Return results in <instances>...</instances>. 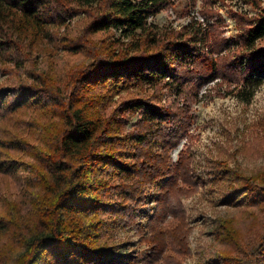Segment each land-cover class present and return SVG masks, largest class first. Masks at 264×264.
<instances>
[{
  "label": "trees",
  "instance_id": "16d2710c",
  "mask_svg": "<svg viewBox=\"0 0 264 264\" xmlns=\"http://www.w3.org/2000/svg\"><path fill=\"white\" fill-rule=\"evenodd\" d=\"M175 2L0 0V75L14 77L0 84V174L16 185L0 196V264H182L189 254L182 200L198 188L187 151L174 164L170 154L192 138L191 107L204 86L249 83L264 71V46H257L264 0H246L255 15L233 13L234 50L211 0L203 13L213 25L193 21L176 31L149 23ZM60 52L83 61L62 68L54 59ZM120 85L152 93L125 98L111 112L107 102ZM165 178L155 214L146 215L143 189ZM237 183L227 203L264 214V175L237 176ZM137 212L147 219L148 260L123 254L111 236L119 226L144 232ZM237 227L216 222L223 248L209 264H264V224L245 235Z\"/></svg>",
  "mask_w": 264,
  "mask_h": 264
},
{
  "label": "rangeland",
  "instance_id": "374dc122",
  "mask_svg": "<svg viewBox=\"0 0 264 264\" xmlns=\"http://www.w3.org/2000/svg\"><path fill=\"white\" fill-rule=\"evenodd\" d=\"M211 3L213 9L219 12V20L224 26L223 36L235 44L231 49H236L239 46L236 36L238 27L232 18L233 13L255 15V11L246 4V0H211ZM203 11L204 0H176L173 7L150 18L149 23L160 30L174 28L176 31L193 21L204 26L208 23L213 25L216 19L205 16ZM83 20V15L73 19L70 23L73 30H78ZM257 46H264V40L258 42ZM46 59L41 57L39 61L44 64ZM54 59L62 68L69 62L83 61L79 56L71 57L62 52ZM249 79V83L242 81L232 87L225 84L219 86L215 82L204 86L198 102L191 107V115L195 118L189 132L192 138L188 140L185 137L170 154L171 164H174L179 161L180 152L187 151L192 159L193 181L198 188L194 195L182 200L190 230L187 238L189 254L183 257L182 264H209V260L223 248L214 235L216 222L219 220H233L244 235L249 226L255 228L257 225L256 229L260 231L264 224V214L258 212V208L227 203L235 196V188L239 184L237 176L253 178L264 175V71ZM12 82L14 77L9 79L8 76L0 75V84L10 85ZM150 93L152 89L148 86L142 90L137 86L120 85L107 102L106 108L112 112L121 100ZM168 98L164 93L163 103ZM137 116L130 117L124 124L125 133L134 129ZM21 132L28 134L29 129L22 126ZM156 150L163 151L162 144L156 146ZM167 179L155 187L143 189V203L140 206L146 215L155 214L159 193ZM6 186L16 188L12 178L0 174V196H3L2 190ZM235 201L237 199L234 198L233 202ZM240 202L245 203L243 200ZM169 221L170 216L164 224ZM136 223L142 225L145 231L140 232L136 227L119 226L111 234L113 243L120 246L123 254L148 260L152 248L143 240V237L149 235L147 219L137 212ZM253 239L254 236H250L248 242H253ZM156 264L166 263L161 261Z\"/></svg>",
  "mask_w": 264,
  "mask_h": 264
},
{
  "label": "built area",
  "instance_id": "2783aa9c",
  "mask_svg": "<svg viewBox=\"0 0 264 264\" xmlns=\"http://www.w3.org/2000/svg\"><path fill=\"white\" fill-rule=\"evenodd\" d=\"M200 19L204 22V19H202L201 17H200Z\"/></svg>",
  "mask_w": 264,
  "mask_h": 264
}]
</instances>
